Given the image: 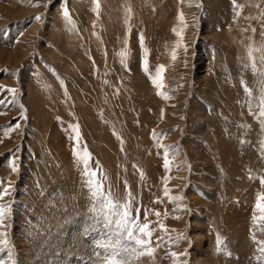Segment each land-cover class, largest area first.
I'll use <instances>...</instances> for the list:
<instances>
[{"label": "rangeland", "instance_id": "374dc122", "mask_svg": "<svg viewBox=\"0 0 264 264\" xmlns=\"http://www.w3.org/2000/svg\"><path fill=\"white\" fill-rule=\"evenodd\" d=\"M236 3L0 0V86L16 89L0 88V187L11 185L0 239L12 252L0 260L104 264L115 225L94 213L75 156L86 148L105 189L151 224L154 256L128 264H264L253 240L264 241V0Z\"/></svg>", "mask_w": 264, "mask_h": 264}, {"label": "snow or ice", "instance_id": "6c2138e0", "mask_svg": "<svg viewBox=\"0 0 264 264\" xmlns=\"http://www.w3.org/2000/svg\"><path fill=\"white\" fill-rule=\"evenodd\" d=\"M48 3L51 4L52 0H48ZM98 3V0H97ZM233 4L235 7H240L236 3V0H233ZM38 6V5H37ZM64 16L66 19L70 20V13L65 10ZM36 20H39L40 17L36 16ZM179 20L181 23H184V16L181 12L179 14ZM253 33L255 29H252ZM173 32L178 36L182 37V33L177 31V29H173ZM141 41L143 37H140ZM182 46V40L177 43V47ZM185 51H187V47L184 46ZM264 50V47L262 49ZM121 55H125L122 53ZM248 56L250 59L253 60L252 63V70L255 72L257 71L255 59L253 57V50L249 48ZM172 59H176V52H172ZM261 61L264 62V56L261 57ZM123 64V60L121 61ZM165 66L160 65L158 66L157 75L152 77L153 83L158 88H163V79L162 74L165 71ZM147 72L148 69L145 68ZM264 76V72L261 73ZM264 84V81H262ZM0 88H4V86H0ZM5 92H11L15 94L16 89H8L4 88ZM245 91L248 92L249 96H251V89H248L245 84ZM261 102H260V110L257 113V116L260 119V122L264 124V87L261 88ZM159 95H164L163 91L159 93ZM168 99V97H164ZM3 101L0 100V103ZM20 125L17 123L15 128L18 129ZM75 132V141L79 144L81 139V133L79 131L78 125L73 126ZM12 127L10 126L7 131H12ZM153 138L158 139L156 137L155 132H153ZM243 142V141H242ZM75 156L77 158L78 164L82 165L84 168V177L87 189L90 193L92 203H93V210L94 213L98 215H102L108 222L109 225H115V230L110 235L114 237L109 242L102 245L106 250H108V256L105 258L104 264H128V262L133 259L134 257H142L148 256L152 257L155 254L156 249L151 247L152 244V228L150 223H143L141 224L138 217H134L132 214V209L129 203L125 202L123 204L116 201L114 194L111 192V189H105V185L102 180L98 178L99 173L96 169L89 170V165L92 162V155L86 148H83L79 151L75 152ZM171 165V161L169 159V151L167 148L164 149V168L165 170H169ZM11 170L13 172L17 171V168L14 162L11 165ZM261 182L264 183V178H261ZM11 185L9 184L7 187H0V200H3L6 195L9 194V189ZM164 195H169V189L167 187L164 188ZM173 199H182L180 197H176ZM158 202V201H156ZM256 209L262 214L259 219L264 220V193L260 194L258 197V201L255 205ZM8 214V209L3 204H0V228L4 227V220ZM154 215L160 216L159 212H153ZM179 218V217H177ZM160 229L167 232V229L164 227L163 224L159 225ZM7 233L0 231V238L6 237ZM183 235H179L176 237L177 241L183 240ZM254 242H256L260 247L257 251L261 254L260 256L256 257V259L264 260V241H257L255 236H253ZM222 243L221 238L217 235V250L219 251L220 244ZM7 251V255L11 257V245L7 239H0V253H4ZM182 254L178 253H171L172 257L179 259V256ZM0 264H5L3 260H0Z\"/></svg>", "mask_w": 264, "mask_h": 264}, {"label": "bare ground", "instance_id": "6f19581e", "mask_svg": "<svg viewBox=\"0 0 264 264\" xmlns=\"http://www.w3.org/2000/svg\"><path fill=\"white\" fill-rule=\"evenodd\" d=\"M192 224H193V226H195V227H200V226H199V224H197V222H196V221H193V223H192ZM195 227H193V229H194ZM198 230H199V229H198ZM196 247H197V245H196Z\"/></svg>", "mask_w": 264, "mask_h": 264}]
</instances>
